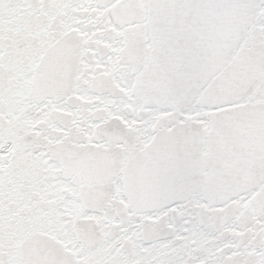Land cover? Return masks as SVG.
I'll use <instances>...</instances> for the list:
<instances>
[{
  "label": "snow or ice",
  "instance_id": "obj_1",
  "mask_svg": "<svg viewBox=\"0 0 264 264\" xmlns=\"http://www.w3.org/2000/svg\"><path fill=\"white\" fill-rule=\"evenodd\" d=\"M0 264H264V0H0Z\"/></svg>",
  "mask_w": 264,
  "mask_h": 264
}]
</instances>
